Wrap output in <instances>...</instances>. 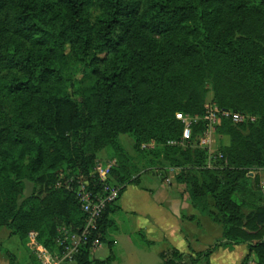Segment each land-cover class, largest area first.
I'll list each match as a JSON object with an SVG mask.
<instances>
[{
  "label": "trees",
  "instance_id": "obj_1",
  "mask_svg": "<svg viewBox=\"0 0 264 264\" xmlns=\"http://www.w3.org/2000/svg\"><path fill=\"white\" fill-rule=\"evenodd\" d=\"M91 3L0 0V227L28 239L36 255L47 251V226L51 237L58 225L78 228L84 219L73 193L55 187L59 172L88 176L95 154L110 147L108 179L120 194L139 184L141 170L177 167L174 180L191 205L221 227L222 240L203 250L167 244L157 264H210L218 247L238 244L247 249L239 264H264L256 172L264 169V0H147L143 9L137 0H95L93 22ZM209 93L221 109L256 116L220 121L221 157L211 166L205 149L167 143L182 132L175 113L203 114ZM202 129L193 125V137ZM150 140L153 148L140 147ZM25 181L32 193L20 201ZM50 203L57 205L46 210ZM117 209L108 205L98 224L108 255L91 258L84 246L74 264H111Z\"/></svg>",
  "mask_w": 264,
  "mask_h": 264
},
{
  "label": "crops",
  "instance_id": "obj_2",
  "mask_svg": "<svg viewBox=\"0 0 264 264\" xmlns=\"http://www.w3.org/2000/svg\"><path fill=\"white\" fill-rule=\"evenodd\" d=\"M259 170V173L264 175L262 171L264 169L259 168ZM115 204L118 210L110 216L116 223V231L123 226V216L126 220L127 217L132 218L134 226L132 231H142L151 243L145 244L130 233L113 235L116 231L110 232L109 238L113 241L114 253L111 264H157L160 261L159 252L164 250L167 244L179 251L187 252L189 249L203 250L216 241L222 240L221 227L191 205L184 186L175 182L174 172L166 165L148 168L146 171L141 170L139 184L126 185ZM208 231L209 234H213L207 235L208 242H205L204 237ZM121 235L124 236L121 237ZM5 239L12 249L5 250L12 254L13 263L5 259L0 250V264L40 263L39 258L29 248L27 239L21 240L11 234L8 228L0 227V248L2 249V241L6 242ZM103 243L89 253L91 258L100 260L105 258L91 256ZM246 253L244 244L218 247L210 255L209 262L210 264H239ZM105 255L106 253L102 256Z\"/></svg>",
  "mask_w": 264,
  "mask_h": 264
},
{
  "label": "built area",
  "instance_id": "obj_3",
  "mask_svg": "<svg viewBox=\"0 0 264 264\" xmlns=\"http://www.w3.org/2000/svg\"><path fill=\"white\" fill-rule=\"evenodd\" d=\"M203 114L188 115L176 112L175 118L182 125V132L178 139H173L167 143L182 148L197 147L205 149L207 152V166H211L215 157L221 154L212 150L214 135H216L217 125L221 120H229L232 124L250 123L256 120V116L219 108L211 99H207L203 105ZM203 123V129L193 137V125L198 122ZM153 140L141 143V148H153ZM114 165V160L105 164L95 163L88 176L77 174L65 180L63 184L57 183V187L63 186L73 193L76 202L84 215L83 224L78 228L63 225L54 239L56 246L53 254L49 255L48 250H44L40 256L36 255L41 264H73L80 249L88 246L89 253L95 250L102 242L98 238V224L101 216L108 205L114 204L120 195V186L109 181L110 168ZM173 172L177 167H169ZM66 226V227H65Z\"/></svg>",
  "mask_w": 264,
  "mask_h": 264
},
{
  "label": "rangeland",
  "instance_id": "obj_4",
  "mask_svg": "<svg viewBox=\"0 0 264 264\" xmlns=\"http://www.w3.org/2000/svg\"><path fill=\"white\" fill-rule=\"evenodd\" d=\"M146 1L147 0H137V2L139 3V6H140V8H144L145 7V3H146ZM100 12V8L97 6V4L95 3V0H92V3H91V5L88 7V9H87V12H86V17H87V19L90 21V22H93L94 21V18H95V16L98 14ZM210 93L208 94V99H210ZM220 136L219 135H214V142H213V145H212V150H215L216 148H217V146H218V142H219V140H220ZM119 139H120V141H121V143H122V145L124 146V148L127 150V152L133 157V162H135V163H137L138 161L137 160H139L138 159V155H137V153H135L134 151H133V148H132V141H131V139L127 136V135H125V134H121V135H119ZM221 140H222V138H221ZM95 159H94V162L95 163H98V164H105V163H108V162H110V161H113L114 159H113V151H112V149L110 148V147H105V148H103V149H100L96 154H95V157H94ZM207 159H208V157H207ZM140 164H142V163H140ZM139 164V165H140ZM263 172H264V170H262ZM258 174H259V176L261 177V184H264V175L263 174H260L259 172H260V170H259V168L257 169V171H256ZM73 174L72 173H70V170H64V169H62V171H60L59 172V175H58V177H57V179H56V183H55V187H57L58 185H57V183L58 182H61V184H63L64 182H65V180L66 179H68L70 176H72ZM32 193V183L31 182H29V181H25L24 182V186H23V189H22V197L20 198V201L21 200H23L25 197H27V196H29L30 194ZM47 202V201H46ZM117 202V201H116ZM115 202V203H116ZM113 204V205H117V204ZM56 205L57 204H53V203H50V204H47L46 205V210H50L51 208H52V206L55 208L56 207ZM118 210V209H117ZM116 210V211H117ZM123 218H124V223H123V226H122V228L121 229H119V231H116V230H114V231H116V232H114V234L113 235H116V234H119V233H130L131 235H135L136 237H138L139 235H137L138 233H137V231L135 232V231H132V229H133V222H132V218H129V217H127V220L125 219V217L123 216ZM218 225V224H217ZM197 226H198V224H197ZM63 227V225H58L57 227H56V230H55V233H54V235L52 236L51 235V237H50V234L51 233H49V229H50V226H47V232H48V235H47V237H49V238H51L50 239V246H49V248H47V250H48V252H49V255L48 256H51L52 254H53V251H54V248H55V246H56V243H55V238L57 237V235H58V231L61 229ZM66 227V226H65ZM220 227V226H219ZM135 233H137V234H135ZM213 234V233H212ZM212 234H209V231L205 234V237H204V239H205V242H208V237H207V235H212ZM124 235H121V237H123ZM134 236V237H135ZM138 239H139V237H138ZM28 240V239H27ZM5 241H6V239H5ZM215 240H213V242H214ZM200 244H202V243H204V242H199ZM9 243L6 241V242H3L2 241V247H3V250H5V249H8V250H12L10 247H9V245H8ZM214 244V243H213ZM212 245V244H211ZM2 253V252H1ZM104 253H106V255L105 256H102ZM108 253H109V250H108V246H107V244L106 243H103L96 251H94V253L91 255L92 257H98V258H100V257H106L107 255H108ZM3 254V255H2ZM1 255L5 258V259H7L8 261H12V258L10 257V254L8 253V251L4 254V253H2ZM252 260H255V257L254 256H252ZM212 262V261H211ZM12 263H13V261H12ZM17 264H18V262H16ZM213 263V262H212ZM39 264H41V263H39ZM74 264V263H73Z\"/></svg>",
  "mask_w": 264,
  "mask_h": 264
}]
</instances>
